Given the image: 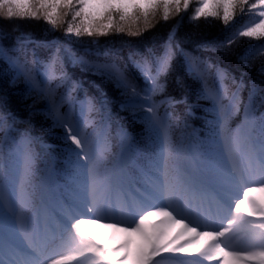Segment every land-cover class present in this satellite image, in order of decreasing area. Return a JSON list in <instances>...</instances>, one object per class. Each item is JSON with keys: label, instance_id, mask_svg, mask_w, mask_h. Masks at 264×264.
<instances>
[{"label": "snow or ice", "instance_id": "1", "mask_svg": "<svg viewBox=\"0 0 264 264\" xmlns=\"http://www.w3.org/2000/svg\"><path fill=\"white\" fill-rule=\"evenodd\" d=\"M189 10V21H220L226 28L235 21L238 11L241 15L245 10L255 13L256 18L245 24L238 36L264 40V0H0L2 19L42 20L52 31L66 24L64 35L77 38L122 33L126 22L138 23L141 19L147 30L152 26L150 18L158 14L165 22L180 17L179 25L185 19L181 13L188 14ZM174 34L175 28L162 51L150 52L135 62L143 86L127 66L117 61H92L72 54L73 62L114 84L123 97L121 107L130 109L134 119L143 124L152 146L146 185L137 187L139 195L131 202L126 198L120 207L123 218L119 219L102 213L108 193L113 186L120 185L122 178L109 173L86 133V113L106 109L108 98L88 97L80 101L77 115V98L72 89L66 93L57 91L67 79L58 68L63 49H57L56 54L41 62L34 52L29 59L21 50L23 45L0 46V61L14 73L12 82L22 80L25 98L34 97L29 115L34 114L35 104L43 101V114L51 118L52 128L63 130L69 171L80 178L82 185L78 202L68 206L58 229H52L50 236H42L32 185L36 159L32 145L36 141L8 122L11 119L14 123L15 117L0 114V131L4 132L0 143L7 145L6 153L0 150V264H42V258L43 264H164L166 258L172 264H201L198 259L177 261L181 256L200 257L218 264H264V199L251 195L264 192V115H256L255 84L244 102L239 95L243 80L237 83L233 77L236 90L229 93L226 72L216 69L213 74L207 60L184 54L185 74L199 84L195 102L208 101L210 107L206 111L211 112L213 119L208 122L209 137L201 145L199 160L190 153L185 156L195 164V171L180 172L176 166L180 150L174 140L170 109L188 103V85L178 75L175 84L180 98L166 91L175 57L171 44ZM226 42L229 46L236 43L237 34ZM204 47L223 48L224 42H210ZM254 55L248 53L250 57ZM261 59L264 72V56ZM157 96L161 98L157 100ZM65 106L68 111L62 112ZM241 110L242 121L232 127L234 116ZM188 114L194 115L191 105ZM120 135L121 142L131 149L127 133L122 130ZM209 192L218 206L215 217L185 215V208L176 202L187 198L190 205L196 199H206ZM156 216L164 217L159 224L179 225V232L166 235L157 224H147L150 217ZM105 219L113 220L107 227L135 239H125L115 247L101 244L88 229ZM238 222L246 227L238 229Z\"/></svg>", "mask_w": 264, "mask_h": 264}, {"label": "trees", "instance_id": "2", "mask_svg": "<svg viewBox=\"0 0 264 264\" xmlns=\"http://www.w3.org/2000/svg\"><path fill=\"white\" fill-rule=\"evenodd\" d=\"M195 4L193 5V7ZM182 23L177 25L180 17H172L165 22L158 14L150 18L152 25L145 29V22L141 19L138 23L128 21L124 24L125 31L122 33L110 32L106 36L86 35L77 37H67L64 35L61 25L57 30L52 31L49 25L42 20H6L0 18V46L17 47L26 52L29 59L33 52L36 58L45 62L57 49H63L59 53L58 68L66 74V81L57 89L58 92L66 93L72 89V95L77 98L74 107L75 114L79 115V102L88 97L106 96L109 104L103 111H92L87 113L86 133L89 137H97L92 141L93 150L96 142H103L106 149L102 153L104 165L109 173L117 174L116 167L118 160L122 161L119 175L126 197L133 199L139 195L136 189L138 186H145L148 180L149 157L152 154V146L144 131V126L138 119H134L132 111L121 107L123 97L114 84L95 72L84 69L80 65H74L72 54L85 56L92 61L103 62L117 61L121 65L127 66L136 81L143 86V78L135 68V62L142 60L150 52H160L169 42V34L175 28L171 44L175 49L173 60V71L167 79L166 91L170 95L180 98L181 93L175 84V77L181 76L188 85V103L174 105L170 109L173 116L174 140L180 150L176 160L177 169L180 172L185 170L188 159L186 154L190 153L197 160L202 151L201 145L209 137V121L213 119L211 112L206 111L210 107L208 101L195 102V93L199 84L185 74L184 54L190 53L194 57L207 60L212 65V73L216 69L223 70L228 74L225 83L229 88V93L235 91L232 83L234 77L237 83L241 80L244 86L240 88L239 95L244 102H247L250 91L255 84L256 88V115H264V72L261 71L264 48H255L257 45H264V40H249L239 37L238 32L243 26L253 19L255 13L241 15L239 11L235 21L230 27H225L220 21L206 23L204 20L189 21L187 15ZM68 20L71 19L69 16ZM45 29H49L47 32ZM141 32L139 35H131L129 32ZM233 34H237V42L227 45L226 39ZM210 42L219 44L224 42L223 48H207ZM249 52L256 55L248 56ZM247 57V59H246ZM14 73L7 64L0 61V114L15 117V122L9 119L19 132H26L36 141L32 145L36 159L32 176L34 201L39 218L42 216L50 220H61V215L65 213L69 205L78 202V197L82 191L80 178L70 173L66 159V145L63 141V130L52 128L51 118L43 114L44 102L40 101L34 106V114L29 115L30 107L34 97L25 98V85L22 80L15 84L12 82ZM59 82V81H57ZM161 97L157 96V100ZM192 106L194 115L188 114V106ZM99 109L100 105L97 104ZM68 111L67 106L62 108V112ZM163 111V109H161ZM243 119V112L236 114L232 121V127ZM178 125V126H177ZM127 133L132 141L131 149L121 142V131ZM4 139V132L0 131V141ZM71 144L70 141L67 142ZM74 148L75 146L72 145ZM0 150L7 152V145L0 143ZM193 163V162H192ZM246 163V162H245ZM194 164V163H193ZM195 165V164H194ZM151 171H154L152 169ZM118 191V190H117ZM48 198L50 201L48 209L44 202ZM182 201L187 198H180ZM113 201H115L113 199ZM113 205L116 202H111ZM109 247H115L107 244Z\"/></svg>", "mask_w": 264, "mask_h": 264}, {"label": "rangeland", "instance_id": "3", "mask_svg": "<svg viewBox=\"0 0 264 264\" xmlns=\"http://www.w3.org/2000/svg\"><path fill=\"white\" fill-rule=\"evenodd\" d=\"M73 64L74 65H80L79 63H75V62H73ZM80 67H82V66L80 65ZM82 68H84V67H82ZM84 69H86V68H84ZM61 111H62V109H61ZM86 120H87V116L85 115V121ZM89 124H90V122L86 123V125H87L86 128L89 126ZM97 136H98L97 133H95L94 137H91L89 139L90 144H92V141ZM95 145H96V147L94 149V152L102 158L103 157L102 153L106 149L105 144L103 142L99 141L98 143L96 142ZM245 166H246V164H245ZM256 178L258 179V177H256ZM252 186L258 187V185H255V184ZM239 195L242 197V192ZM251 195L253 197H255L257 200L264 199V192H261V191L253 192ZM116 196H117L118 200L115 203L114 207L107 204L106 201L103 203L104 211L102 214H105L109 217L115 216L116 218L119 219V218H123L120 214V207L122 205L121 204L122 197L119 195H116ZM210 200H211V204H212V210L216 213V211L218 209L217 203L212 198ZM176 202L180 203L181 206L185 208V215H190V212L188 211V208H187V204H188L187 202L182 201L180 198ZM201 204L202 203H196L195 204L197 206L196 211L193 212V214L190 216L195 218L196 216L202 215V213H208L209 210L207 209V207H202ZM113 209H114V211H113ZM197 213L199 215H196ZM206 217L211 218L212 216H206ZM163 219H164V217H160V216L150 217L147 224H151V223L157 224L158 227H160L165 232L166 235H175L177 232H179V230H180L179 225H176V224H172V225L159 224V221H161ZM112 222H113V220H111V219L101 220L98 224L90 226L88 231H89L90 235L93 238H95L96 240H98L101 244H112L113 243L114 246H117L119 243H122L125 239H133V240L135 239V237H130L128 233L120 232L117 229L106 226L107 224H110ZM185 222H187V221H185ZM217 222H219V221H217ZM224 223L226 224L227 222L225 221ZM236 227L238 229L243 230L246 226L244 224L238 222ZM241 236H243L242 231H241ZM202 242L203 241L201 240V243ZM57 243H59V242H57ZM234 243L239 244V241H236ZM65 254H67V253H65ZM45 255H48V253L46 252ZM191 259L201 260V264H218L217 261H211L210 262L207 260H203V258H200V257L181 256V257L176 258L177 261H179V260H191ZM42 264H43V258H42ZM73 264H74V262H73ZM164 264H172V261L166 258Z\"/></svg>", "mask_w": 264, "mask_h": 264}]
</instances>
